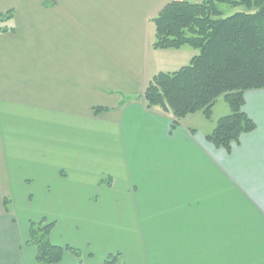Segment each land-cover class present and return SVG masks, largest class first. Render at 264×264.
Returning a JSON list of instances; mask_svg holds the SVG:
<instances>
[{
    "label": "crops",
    "instance_id": "obj_1",
    "mask_svg": "<svg viewBox=\"0 0 264 264\" xmlns=\"http://www.w3.org/2000/svg\"><path fill=\"white\" fill-rule=\"evenodd\" d=\"M173 1L0 0V264H38L43 219L82 264H264V90L244 94L255 129L229 152L141 98L197 55L153 48Z\"/></svg>",
    "mask_w": 264,
    "mask_h": 264
},
{
    "label": "trees",
    "instance_id": "obj_2",
    "mask_svg": "<svg viewBox=\"0 0 264 264\" xmlns=\"http://www.w3.org/2000/svg\"><path fill=\"white\" fill-rule=\"evenodd\" d=\"M240 9L231 13L232 10ZM0 17V32L7 31ZM153 48L197 51L189 65L173 73H158L141 98L147 109L172 114L171 130L189 115L211 116L219 98L229 107L205 137L216 149L229 152L243 134L254 131V122L243 112L244 94L264 90V0H184L165 5L152 20ZM140 96L136 97L138 99ZM129 98L123 97V103ZM104 109H94L95 114ZM6 204V202H5ZM54 222L29 223L27 245L36 249L38 264H57L64 251L82 264L81 254L71 247L51 245ZM101 264H121L119 254L108 255Z\"/></svg>",
    "mask_w": 264,
    "mask_h": 264
},
{
    "label": "rangeland",
    "instance_id": "obj_3",
    "mask_svg": "<svg viewBox=\"0 0 264 264\" xmlns=\"http://www.w3.org/2000/svg\"><path fill=\"white\" fill-rule=\"evenodd\" d=\"M235 11H240V9L232 10L231 13H234ZM153 109L160 111L157 108H153ZM229 111L230 110H229V107H228V104L226 103V101L223 98H219L214 103V105L211 109V116L209 119L205 118V116L202 115V113H196V115L194 117H190V120H193L195 123L202 125L201 126L202 128H200V130L204 132V131H206L207 128H212V127L214 128L215 124L220 119V117L227 115L229 113ZM174 120H175V118L173 117V119L170 123L171 125H172V122ZM190 123H192V122L190 121ZM171 125H170V127H171Z\"/></svg>",
    "mask_w": 264,
    "mask_h": 264
}]
</instances>
